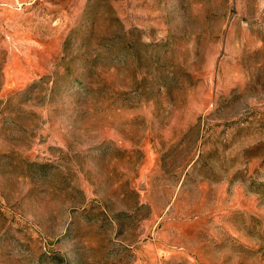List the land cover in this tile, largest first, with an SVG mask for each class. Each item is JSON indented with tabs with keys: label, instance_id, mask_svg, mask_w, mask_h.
Returning a JSON list of instances; mask_svg holds the SVG:
<instances>
[{
	"label": "rangeland",
	"instance_id": "374dc122",
	"mask_svg": "<svg viewBox=\"0 0 264 264\" xmlns=\"http://www.w3.org/2000/svg\"><path fill=\"white\" fill-rule=\"evenodd\" d=\"M0 264H264V0H0Z\"/></svg>",
	"mask_w": 264,
	"mask_h": 264
}]
</instances>
